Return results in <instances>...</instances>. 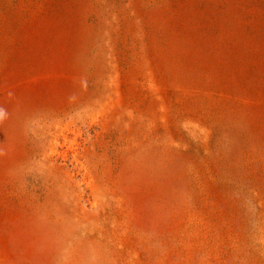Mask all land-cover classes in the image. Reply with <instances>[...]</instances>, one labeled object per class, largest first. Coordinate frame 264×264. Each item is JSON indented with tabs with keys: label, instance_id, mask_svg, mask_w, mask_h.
Returning <instances> with one entry per match:
<instances>
[{
	"label": "rangeland",
	"instance_id": "obj_1",
	"mask_svg": "<svg viewBox=\"0 0 264 264\" xmlns=\"http://www.w3.org/2000/svg\"><path fill=\"white\" fill-rule=\"evenodd\" d=\"M0 264H264V0H0Z\"/></svg>",
	"mask_w": 264,
	"mask_h": 264
}]
</instances>
